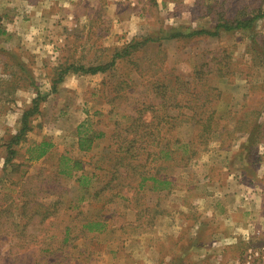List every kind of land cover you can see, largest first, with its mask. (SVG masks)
<instances>
[{
    "label": "rangeland",
    "instance_id": "374dc122",
    "mask_svg": "<svg viewBox=\"0 0 264 264\" xmlns=\"http://www.w3.org/2000/svg\"><path fill=\"white\" fill-rule=\"evenodd\" d=\"M4 1L0 0V8ZM14 1L13 8L18 0ZM70 1L73 0H52L50 4H43L33 15L29 12L31 9L20 10L17 23L7 20L0 22V264L97 263L106 245L121 244L123 237L112 233L99 239H82L78 237V224H82L84 219L99 218L109 222L111 227L133 229V225H128L126 201L134 211L139 212L140 227L135 229L137 233L145 231L146 227L151 230L156 226L154 243L161 247H174L178 244V241H174V233L180 232L179 229L183 227L182 216L185 218L194 214L198 203L197 196L186 194L188 196L184 197V192H190L196 181L207 180L211 172L215 182L222 183L226 177L225 167L207 166L211 161L208 154L204 155L200 166L196 162L198 157L187 168H177L176 162H168L170 167L160 171L170 177L176 176L183 183L182 189L176 194L166 193L160 197V201L151 195L152 192L137 200L134 196L131 201L126 198L133 197L134 190L128 187L133 185L134 178L126 176V170L130 172V168L120 165L121 179L113 184L120 185L118 189L123 198L116 197L109 204L115 192L108 191L102 194L101 200H94L90 198V193L73 187L72 177L59 173L61 169L72 172V167L59 165L62 151L45 160L31 162L26 154L30 145L44 140L57 141L63 150V141L67 145L69 142L66 140L71 137L73 143V135H76L81 124H85L82 129L87 131H105L109 136L108 142L114 146V155L110 159L105 156L99 161L103 170L97 171L98 175L88 157L82 158L81 168H87L90 176L94 173V179L103 178L107 183L112 179L114 161L119 158L117 148L126 145L125 138L133 137L126 130L139 117L148 122L153 119L154 124L163 120L162 124L166 125L163 124L162 138L179 137L185 142L196 140L195 122L189 118L192 112L171 106L167 110L164 107V101L170 102L169 105L176 103L174 99L167 100L170 96L174 97L180 87L178 83L175 84L176 78L192 82L196 72L200 73L197 84L207 81L222 92L211 107L216 110L217 119L222 117L228 122H221L222 127H226L217 128V135L208 145L212 149L221 146L220 151L226 152L234 148L237 138L243 134L235 133L237 119L246 117L249 124L244 130L250 131L251 123L258 122L259 117L264 115V18L257 21L253 31L220 30L218 36L160 40L141 48L106 74L85 78L74 76L59 82L61 69L70 63L88 66L101 64L111 59L114 49L133 40L130 34H112L114 20L108 13L110 0H78L72 4ZM263 2L174 0L169 9L151 12L146 28L143 25L135 38L143 40L152 34L159 38L172 26L181 24L194 29H214L220 21L254 15L249 11L257 10ZM244 10L246 13H242ZM192 20H196L198 26L192 24ZM165 83L169 89L162 88ZM164 92L168 95L164 96ZM38 96L43 99L39 113L30 120V130L20 145H12L9 150L11 139L22 126L24 113L34 106L33 102ZM225 99L233 103L232 108ZM142 109H146L145 114L140 113ZM163 143H166L165 140ZM247 143L243 148L247 149ZM66 148L69 151L71 146ZM173 149L180 152L181 148L173 146ZM12 150L15 151L14 155L11 154ZM256 151L255 148L253 152ZM214 155L217 156L216 153ZM9 158L11 162H8ZM253 158L257 164L246 170L250 179L256 178L258 162H261L257 155ZM253 191L261 192L258 186ZM82 197L86 200L78 202ZM178 205L181 207L178 208ZM164 212L165 217L159 218L156 225V218ZM179 213L186 215L180 217ZM68 227L76 232L70 236L71 240L63 241ZM226 230L221 224L211 226L209 222H204L197 230L198 241L206 243L211 234ZM238 234L239 243L253 247V251H248V260L262 258L264 245L260 251H254L261 247V244L253 246L258 240H252L242 231ZM226 235L214 237L213 245H230V235ZM179 242V246L184 248L190 240L184 236ZM77 245H85L87 251L80 252L78 248H73ZM175 249L173 256L178 259L186 257L184 249ZM221 252L222 260L236 256L235 252L225 255L224 250L221 249ZM103 260L110 263L106 256Z\"/></svg>",
    "mask_w": 264,
    "mask_h": 264
},
{
    "label": "crops",
    "instance_id": "0c3cea01",
    "mask_svg": "<svg viewBox=\"0 0 264 264\" xmlns=\"http://www.w3.org/2000/svg\"><path fill=\"white\" fill-rule=\"evenodd\" d=\"M51 1L52 0H18L16 5L19 3V6L17 7L15 5V7L13 8V2L15 1L5 0L3 6L0 8V22L7 20L9 21V23H11V21H15V23H17V20L19 19L18 12H20V10L27 11L28 9H31V11L29 12L31 15H33L34 13H38V10H40L41 6L43 7V4H45L46 2L50 4ZM74 1L78 0L70 1V3L72 4ZM173 1L174 0H110L108 13L114 20V25L112 26V34H130L133 35L131 39H134L139 34H136L138 30H142L143 25L146 28V23L150 20L149 17L151 15V12L165 11L169 9L168 6L173 5ZM152 2H154V4H152ZM263 4H261L257 8V10H251L249 11V13H255V11L264 13ZM252 16L253 15L251 14L250 18ZM246 18L248 17L246 16ZM206 19L208 20V18ZM192 22V24L198 26L196 20H192ZM181 25L187 26L186 24ZM205 28L208 29L207 27ZM74 76L85 78L88 76L95 77L97 75H80L69 73L66 75L65 79L68 80ZM225 101L226 104H228L229 108L233 107V103L230 100L227 101V99H225ZM257 123L264 124V115L259 117V121ZM79 129L80 126L77 128L76 135H73V143L71 142V137L70 140L69 138L66 140L69 142L67 145L66 142L63 141V144L65 146L63 150L62 148H60L59 142L51 141L53 144L52 148L50 149L48 154L41 160L50 158L51 155L55 154L57 151H62L60 154L61 158L62 156H67L72 159L71 171L73 178V187L78 190H84L80 187L79 183L76 182V178L83 172V170H85V173H87L88 169H83L78 166L75 167V162H80V165H82V158L88 157L90 163L94 164L93 167L95 168V174L98 175L99 173L96 172L103 170V167H101L99 161L103 160L105 156H108L110 159L114 155L115 150L112 143L108 142L109 136L107 135V133H105V131L101 130L97 131L98 133H95V130L89 129L90 132L84 131L82 134H80ZM88 138L91 141V143L89 142L90 147L86 148L85 150H81L79 147L80 141L82 139ZM248 138L249 134H243L239 136L237 138L238 140L234 143V148L229 149L226 152L220 151L221 146L215 147V149H212V146H210L209 148L203 149L198 152L196 156L198 157L196 158V162L199 163V166L202 165L201 162L205 157L204 155L208 154V158L211 161L207 163L208 165H206L210 167L214 166L215 168L217 166L219 168L225 167L224 170L226 177L224 179L225 181L222 183L215 182V180L212 179L211 172V174L209 173V175H207V180L203 179L202 182L196 181L190 192H188L187 190L184 192V197L188 196L186 194H192L190 196H197L198 203L196 204V212L194 214H178L180 217L183 214L186 215L185 218L182 216L183 227L179 229L180 232L174 233V236H176L174 237V241H178V244H175L174 247H161L160 245L154 243L153 238L156 234L154 231L156 230V226L154 224L153 226L155 227L150 228L151 230H145L137 233L135 229H137L136 226L138 225L139 220L138 213L133 210L131 205L126 201L129 199L126 198L125 203L128 225H133L134 228L119 229L117 227H111L109 222H106L107 229L95 239H99V237L103 238L108 234L115 233L123 237L122 243L118 245L115 243H109L108 245H106L102 258H100L97 263L91 262V264H264V255H262V258L260 259L249 261L247 256L251 251H253L251 250L253 247L250 248L251 246L241 244L239 243V241H237L238 236L240 235L238 234V232L242 231L245 236H250L252 240H258V242H255L253 246L257 247L261 244V247L258 249L255 248L254 251H260L263 247L262 245H264V126L260 128L259 132L257 133L256 142L254 144V147H252L251 149L243 148ZM68 145L71 146V148H69V151H67L66 148V146ZM31 146H33V144L29 147ZM255 148L257 150V153L253 152ZM71 151L74 153V155ZM214 153H216L217 156H215ZM254 155H257L258 158L260 157L261 162H258L259 166L256 170V178L250 179V177L246 173V170L249 167H254V165L257 164V162H255L253 158ZM75 156L77 157L75 158ZM94 171L89 170V172L92 173ZM95 174L93 173L92 175L94 176V178ZM94 178L92 181L90 194L106 184V181H104L105 179L103 180V178L98 177L96 179ZM171 178L174 181V186L171 190L167 192L161 191L149 193H151V195L153 196L158 197L159 201L160 197L165 196L166 193L176 194L182 189L183 183H180V181L177 180L176 176H172ZM256 186H258V190L261 191L260 193H256L254 191L252 192V190H256ZM82 201L84 202V200ZM82 201L81 199H78V202ZM180 207L181 205H178V208ZM163 215H166V213L164 212L162 213V215L160 214V216L156 218V225L159 218L161 219L165 217ZM204 222H209L211 226H218L221 224V226H224L228 231H221L215 235L211 234V236L209 237L210 240L208 238V240H206V243H202L198 241L199 237L197 230L198 227L200 225H203ZM175 223L178 227L179 224L177 219ZM78 225L80 228V224ZM249 227L252 229V231ZM75 232L76 231L73 228L68 227L66 229L65 239L67 238V241L71 240L70 236ZM78 232L80 234V236L78 237L86 239V236L84 237L85 233L81 230V228L78 229ZM227 233H229L230 235V245H227L225 247L213 245V242H215L214 237L221 238L224 235L227 236ZM184 236H188L190 242L189 245L181 248L179 246V239H183ZM65 239L63 241H65ZM243 239L245 240L246 238L243 237ZM85 247V245H77L73 248H78L80 252H86L87 249H84ZM174 248H176L175 250H177V248L182 249V251L184 249V252L187 254L186 257L183 259L180 258V260L176 256H173ZM221 249L225 251L224 255L225 253L230 254L231 252H235L236 256L228 260H222ZM170 250H172V252H170ZM105 256L108 258V260L110 259V263H107V261L105 263V260H103V257ZM186 258H189V260H186Z\"/></svg>",
    "mask_w": 264,
    "mask_h": 264
},
{
    "label": "trees",
    "instance_id": "16d2710c",
    "mask_svg": "<svg viewBox=\"0 0 264 264\" xmlns=\"http://www.w3.org/2000/svg\"><path fill=\"white\" fill-rule=\"evenodd\" d=\"M243 13L246 12L243 11ZM262 18H264V13L255 11L251 18L237 17L232 21H220L214 29L210 30L194 29L184 25L177 27L172 26L170 29H168L165 35L159 38L154 37L153 34L145 37L143 40L134 38L125 46L114 49V54L112 55L111 59L101 64L88 66L85 64L76 65L75 63H70L67 67L61 69L58 80L59 82L63 81L66 75L69 73L80 75L106 74L110 70H113L119 62H123L131 58V56L141 48L151 45L154 42H160V40L170 41L174 39L193 38L201 35L218 36L220 30L227 32L253 31L256 27L257 21ZM205 67H209V65H206ZM199 76L200 73L196 72V74L193 76L192 82H188V80H181L180 77H177L175 84H179L180 87L177 89L176 95L174 97L170 96L168 99L166 98L168 101L174 99L176 103L169 105L170 102L164 101V107L167 108V110L171 106L173 108L176 107V109L181 111L186 110L192 112V117L189 118L195 122L196 140L185 142L179 137H177V139L167 138V136L162 138L164 135L162 130L164 125H166L164 123V125L162 124L163 120L158 121L156 124L153 123V119H151L149 122L145 119H141V117H139V119L133 120L132 125H130V127L126 130L128 135L133 134V137L131 139L125 138L124 142L126 145H122L117 148L116 153L119 155V158L118 160L115 159L114 161V170L111 173L112 179L100 189L94 191L90 198L99 201L102 198V194L104 195L106 192L112 191L115 193L111 195L112 199L109 200V204H111L114 202L116 197H121V190L118 189L120 185L113 184L114 181L121 179V172L119 170L120 165L124 168H130V172L126 170V176L128 178H134L133 185L128 187L130 190H134L133 197L129 198L131 201L134 200V196L137 200L138 197H141L146 193L169 191L173 188V179L166 173L161 172L160 169L169 168L170 166L167 163L173 161L176 162V166L179 168L189 167L196 158L199 150L202 149L203 146H205L204 149L209 147L208 145H210L212 139L217 135V128L219 127L221 129V122H224L225 120L222 117L217 119L216 110L211 107L213 101L221 97L222 92L219 89L212 87L207 81L202 84H197L196 79H198ZM168 87L169 86L166 83L162 86L163 89H167ZM199 87L200 89H198ZM163 95L167 96L168 93L164 92ZM42 99L43 97L38 96L33 102L34 106L29 108L24 113L21 121L22 126L11 139V142L8 145L9 150H11L12 145H20V143L23 142L24 136H26V133L30 130L31 118L39 113V107ZM145 112L146 109H142L140 113L145 114ZM167 117L171 119L170 116ZM248 124L249 120L246 117L243 120L237 119L234 129L235 133L243 132V134H249L250 137L248 138V143L246 142L247 144L245 147H247V149H251L254 147L256 142L257 133L264 124H258L257 122L253 121V123H251V130H244V128H247L246 125ZM84 125L80 126V134H82L84 131H87L85 128L82 129ZM223 127H226V125ZM163 140H165L166 143H163ZM89 142L91 143L89 138L82 139L79 144L80 149L85 150L86 148H89ZM52 146L53 144L50 140H44L40 143L34 144L26 151V154L29 155L28 160H41L48 154ZM173 146L181 148L180 152L179 149H173ZM11 154L14 155L15 151L12 150ZM7 160L8 162L12 161L11 158ZM60 160V167L62 165H66L67 168L72 167L71 158L62 156ZM142 160H145V162L142 163ZM76 166L81 167L80 162H75V167ZM59 173L65 175L68 174L69 177H72V172L67 173L65 169H61ZM92 181L93 176H90L89 173H85V170H83V172L76 178V182L79 183L80 187L83 188L86 193H90ZM85 199L86 198L82 197L81 201ZM137 213L139 215V212ZM106 222V220L102 221L97 218L84 219V223L80 224V228L85 233L84 237L86 236L95 239L107 229ZM138 227L140 226L137 225L136 228ZM146 228V230H149L148 227ZM65 241H67V238Z\"/></svg>",
    "mask_w": 264,
    "mask_h": 264
}]
</instances>
